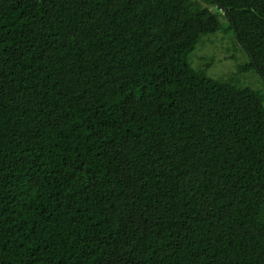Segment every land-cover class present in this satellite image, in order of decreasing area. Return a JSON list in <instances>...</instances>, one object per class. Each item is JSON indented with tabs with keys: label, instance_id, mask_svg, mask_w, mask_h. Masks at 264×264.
<instances>
[{
	"label": "trees",
	"instance_id": "1",
	"mask_svg": "<svg viewBox=\"0 0 264 264\" xmlns=\"http://www.w3.org/2000/svg\"><path fill=\"white\" fill-rule=\"evenodd\" d=\"M217 33L249 60L212 78ZM250 71L264 0H0V264H264Z\"/></svg>",
	"mask_w": 264,
	"mask_h": 264
},
{
	"label": "rangeland",
	"instance_id": "2",
	"mask_svg": "<svg viewBox=\"0 0 264 264\" xmlns=\"http://www.w3.org/2000/svg\"><path fill=\"white\" fill-rule=\"evenodd\" d=\"M199 2L204 3L203 1ZM203 5L206 6L205 3ZM209 9L218 15L223 26H227L228 20L222 9L217 5H210ZM233 55L234 58H232ZM248 60L242 47L234 45L233 37L223 33L204 37L191 55V62L195 68L204 64L210 65L209 68L207 67V74L212 78L227 77L237 71L238 65L246 63ZM243 78L252 89L264 91V79L256 71L246 73Z\"/></svg>",
	"mask_w": 264,
	"mask_h": 264
},
{
	"label": "water",
	"instance_id": "3",
	"mask_svg": "<svg viewBox=\"0 0 264 264\" xmlns=\"http://www.w3.org/2000/svg\"><path fill=\"white\" fill-rule=\"evenodd\" d=\"M222 10L224 11V13H227V10H226V9H223V8H222Z\"/></svg>",
	"mask_w": 264,
	"mask_h": 264
}]
</instances>
